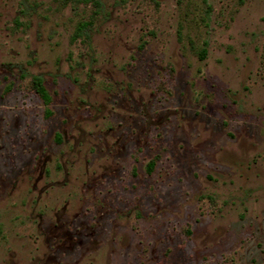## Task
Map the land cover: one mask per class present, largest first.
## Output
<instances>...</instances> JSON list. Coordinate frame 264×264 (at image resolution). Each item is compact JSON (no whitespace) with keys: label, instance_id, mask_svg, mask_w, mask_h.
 I'll list each match as a JSON object with an SVG mask.
<instances>
[{"label":"rangeland","instance_id":"1","mask_svg":"<svg viewBox=\"0 0 264 264\" xmlns=\"http://www.w3.org/2000/svg\"><path fill=\"white\" fill-rule=\"evenodd\" d=\"M0 264H264V0H0Z\"/></svg>","mask_w":264,"mask_h":264},{"label":"trees","instance_id":"2","mask_svg":"<svg viewBox=\"0 0 264 264\" xmlns=\"http://www.w3.org/2000/svg\"><path fill=\"white\" fill-rule=\"evenodd\" d=\"M33 86L37 94L43 99L45 104L49 106L51 102V97L49 93L47 92V89L44 86L43 80L40 77H34L33 78ZM49 115L51 114L50 110H48ZM154 165V163L152 164ZM151 165V167H152Z\"/></svg>","mask_w":264,"mask_h":264}]
</instances>
